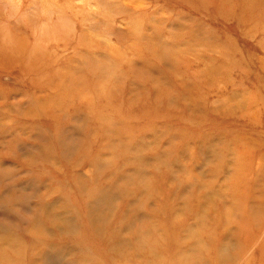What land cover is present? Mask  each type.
I'll list each match as a JSON object with an SVG mask.
<instances>
[{"label":"rangeland","instance_id":"374dc122","mask_svg":"<svg viewBox=\"0 0 264 264\" xmlns=\"http://www.w3.org/2000/svg\"><path fill=\"white\" fill-rule=\"evenodd\" d=\"M96 190L76 242L37 219ZM5 229L0 264H264V0H0Z\"/></svg>","mask_w":264,"mask_h":264},{"label":"clouds","instance_id":"9594fccd","mask_svg":"<svg viewBox=\"0 0 264 264\" xmlns=\"http://www.w3.org/2000/svg\"><path fill=\"white\" fill-rule=\"evenodd\" d=\"M34 191L35 193H39L41 188L39 185H36L34 188L29 189ZM108 193L99 192L97 193V197L92 202L87 203L86 210L84 215H81L79 211L75 214L70 213L69 211H63L59 213L54 219L49 222V217L47 216V212L52 207L51 205L45 206V215L38 216L37 219L40 223L45 224L49 228V234L52 235V230L60 233L62 236L71 239L73 241L80 239L84 236L86 229L84 227V221L87 220L88 224L95 223V210L99 208V206L104 203L107 199ZM39 207V205H37ZM32 205L31 203L25 209V212L31 214ZM10 223H16V221L10 220ZM24 240V232L23 229L12 232L10 230L5 229L3 232H0V246L6 247L14 241ZM30 243V242H28Z\"/></svg>","mask_w":264,"mask_h":264},{"label":"bare ground","instance_id":"6f19581e","mask_svg":"<svg viewBox=\"0 0 264 264\" xmlns=\"http://www.w3.org/2000/svg\"><path fill=\"white\" fill-rule=\"evenodd\" d=\"M97 193H98V190H96V191L94 192V194H95L96 196H97ZM90 195L92 196L91 192H90ZM91 196H89V197H91ZM86 206H87V205H86ZM96 214L98 215V212H97ZM47 216L49 217V222H51V220L55 218L54 216L52 217V215L49 214V213L47 214ZM36 230H39V231H40V228L38 227V229H36ZM95 231H96L95 233H98V232H99V231L97 232V229H95ZM113 232H114V231H113ZM98 234H100V232H99ZM36 237H37V236H36ZM44 238H45V239H44V242H45V244L47 245V247L49 246V248H51V247L53 246V245H50V242H51V241H49V239H47L46 237H44ZM63 238H64V239H67V238L64 237V236H63ZM62 240H63V239H62ZM68 240L70 241V239H68ZM76 241H77V240H76ZM76 241H74V242H76ZM60 243H61V241H60ZM77 245H79V244H77Z\"/></svg>","mask_w":264,"mask_h":264}]
</instances>
